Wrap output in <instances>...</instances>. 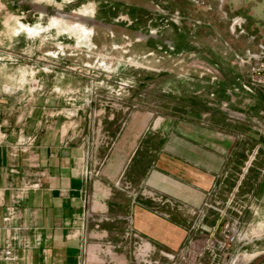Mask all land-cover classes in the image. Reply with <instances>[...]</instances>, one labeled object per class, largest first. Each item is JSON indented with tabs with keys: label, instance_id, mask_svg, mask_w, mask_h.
<instances>
[{
	"label": "rangeland",
	"instance_id": "1",
	"mask_svg": "<svg viewBox=\"0 0 264 264\" xmlns=\"http://www.w3.org/2000/svg\"><path fill=\"white\" fill-rule=\"evenodd\" d=\"M0 95L95 161L136 110L201 125L231 156L206 207L173 202L182 245L124 264H264V0H0Z\"/></svg>",
	"mask_w": 264,
	"mask_h": 264
},
{
	"label": "crops",
	"instance_id": "2",
	"mask_svg": "<svg viewBox=\"0 0 264 264\" xmlns=\"http://www.w3.org/2000/svg\"><path fill=\"white\" fill-rule=\"evenodd\" d=\"M45 111L0 95V264H124L130 244L143 258L177 250L186 230L170 207L203 204L229 146L193 121L136 110L89 160L75 122Z\"/></svg>",
	"mask_w": 264,
	"mask_h": 264
},
{
	"label": "built area",
	"instance_id": "3",
	"mask_svg": "<svg viewBox=\"0 0 264 264\" xmlns=\"http://www.w3.org/2000/svg\"><path fill=\"white\" fill-rule=\"evenodd\" d=\"M93 175H94V174H92V172H89V171H85V172H84V176H85L86 178H91ZM203 206L206 207V204H203ZM133 234H134V233H133ZM133 234H132V235H133ZM135 236H136V235H135ZM232 241H233V239H232ZM232 241H231V242H232ZM84 244H85V240H83V245H82V246H84ZM3 253H4V256H5V257L9 256V251H8V250L4 251Z\"/></svg>",
	"mask_w": 264,
	"mask_h": 264
},
{
	"label": "bare ground",
	"instance_id": "4",
	"mask_svg": "<svg viewBox=\"0 0 264 264\" xmlns=\"http://www.w3.org/2000/svg\"><path fill=\"white\" fill-rule=\"evenodd\" d=\"M22 30H25L28 34L34 35L37 33V31L34 28L27 27V26H20Z\"/></svg>",
	"mask_w": 264,
	"mask_h": 264
}]
</instances>
